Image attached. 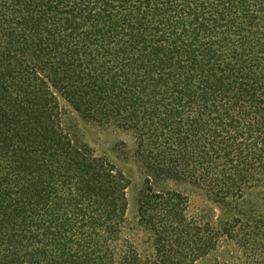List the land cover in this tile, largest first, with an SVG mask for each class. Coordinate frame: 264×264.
Returning <instances> with one entry per match:
<instances>
[{"label":"trees","instance_id":"trees-1","mask_svg":"<svg viewBox=\"0 0 264 264\" xmlns=\"http://www.w3.org/2000/svg\"><path fill=\"white\" fill-rule=\"evenodd\" d=\"M59 97L131 132L149 184L209 194L258 264L264 207L245 198L264 190V0H0V264H192L193 228L190 259L163 236L184 224L177 194L149 186L139 205L154 262L124 240L127 178L75 144Z\"/></svg>","mask_w":264,"mask_h":264},{"label":"rangeland","instance_id":"rangeland-1","mask_svg":"<svg viewBox=\"0 0 264 264\" xmlns=\"http://www.w3.org/2000/svg\"><path fill=\"white\" fill-rule=\"evenodd\" d=\"M59 107L63 123L75 135V144L84 145V149L90 154L111 163L127 178V210L122 236L133 246L142 262H154L159 252L157 237L147 223L148 216L142 218L139 212V205H142L146 194H149L147 190L150 186L153 191L149 196L166 193L180 196V202H177L184 216V224L178 229L176 225H167L163 236L165 240L176 241L177 248L190 259L191 255L186 251L185 232L188 228H193L191 235L201 240L198 241V256L192 264H246L247 257L243 254L244 250L238 239L245 237L250 230H238L237 237H228L227 211L214 203L209 194L184 180H152L149 184L143 167L135 160V139L131 132L83 120L60 97ZM245 200L249 204L261 203L264 207V190L262 193L258 190L249 191ZM256 243V255L250 256L258 264H264V237H260Z\"/></svg>","mask_w":264,"mask_h":264}]
</instances>
